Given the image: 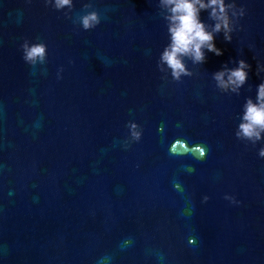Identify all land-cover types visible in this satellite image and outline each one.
<instances>
[{"label":"water","instance_id":"water-1","mask_svg":"<svg viewBox=\"0 0 264 264\" xmlns=\"http://www.w3.org/2000/svg\"><path fill=\"white\" fill-rule=\"evenodd\" d=\"M90 2L101 23L85 32L82 0L74 24L0 0V264H264V159L233 135L207 60L173 81L155 0ZM24 37L47 42L45 65L21 60ZM128 120L143 131L124 147Z\"/></svg>","mask_w":264,"mask_h":264},{"label":"clouds","instance_id":"clouds-1","mask_svg":"<svg viewBox=\"0 0 264 264\" xmlns=\"http://www.w3.org/2000/svg\"><path fill=\"white\" fill-rule=\"evenodd\" d=\"M31 2V0H28ZM45 7H50L57 12H63L65 18L73 19L74 0H42ZM155 6L164 21L166 31V43L162 46L156 58V68L161 73H166L173 81H180L182 77L192 75L186 61L194 65L205 63L207 53L216 56L223 54V50L217 47L215 38L222 34L225 42L233 40L234 33L242 29L240 20L246 16L247 9L243 3L237 0H155ZM79 13V28L85 32L97 28L101 23V12L93 6L90 0H82ZM202 13H206L202 16ZM251 44L248 45L250 49ZM21 60L30 68L43 66L48 59V44L45 40L36 38H22L18 45ZM237 58H230L221 63V66L211 72V78L216 88L224 93L239 94L246 85L249 77L251 64L242 58V49H238ZM234 61V63H233ZM69 63H72L69 60ZM230 64L232 66H230ZM63 65L56 69V78L62 79ZM256 75L259 83L255 85V94L245 96L238 113V123L233 135L237 140L246 142L256 148L258 159H264V63L257 60ZM247 87L251 88L248 84ZM128 135L124 147L131 142H139L142 137V127L135 120L125 122ZM163 126L158 125L157 131H162ZM177 144H183L179 140H173L168 151L174 153ZM193 152L198 153L194 158L202 160L206 155V148L200 144ZM188 171L195 169L188 165ZM179 183H174L173 188L180 189ZM210 199L208 194H202L201 203ZM223 199L230 204L238 205L240 201L235 195L225 193ZM195 236L188 238V244H194ZM124 243L130 244L131 238L125 239ZM159 256L158 260H162Z\"/></svg>","mask_w":264,"mask_h":264}]
</instances>
